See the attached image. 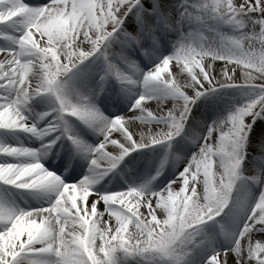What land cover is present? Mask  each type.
I'll return each mask as SVG.
<instances>
[{
  "label": "snow or ice",
  "instance_id": "obj_1",
  "mask_svg": "<svg viewBox=\"0 0 264 264\" xmlns=\"http://www.w3.org/2000/svg\"><path fill=\"white\" fill-rule=\"evenodd\" d=\"M0 41V264H264V0H0Z\"/></svg>",
  "mask_w": 264,
  "mask_h": 264
},
{
  "label": "rangeland",
  "instance_id": "obj_2",
  "mask_svg": "<svg viewBox=\"0 0 264 264\" xmlns=\"http://www.w3.org/2000/svg\"><path fill=\"white\" fill-rule=\"evenodd\" d=\"M26 2H28V0H26ZM31 2L33 3V4H35V3H41V2H43V0H31ZM47 2H50V0H47ZM259 29L257 28V31H258ZM224 62L223 61H217L216 62V64L218 65H222ZM171 66V65H170ZM171 69V68H170ZM152 108H154L153 106H151ZM25 142L26 143H31V141H29V140H25ZM190 154V153H189ZM50 157H51V155H49ZM48 156V157H49ZM48 157L46 158V159H48ZM53 157V156H52ZM84 166H85V163L83 164ZM176 166H179V162L177 161L176 162ZM86 167V166H85ZM215 167H216V165L215 164H213V170H215ZM174 169L172 168V166H169L168 168H166V170H165V173L160 177V178H158V181L157 182H154L153 183V185H152V187H156L157 186V184L159 183V181H163V183H167V176H168V174L171 172V171H173ZM119 177L117 176V177H114L113 179H112V181H111V183H109L108 185H107V187L108 188H113V186H118V183H114V180H117ZM201 179H202V177H201ZM112 183H114L113 184V186H111L112 185ZM98 187H99V185H98ZM118 190V189H117ZM176 191H179V187L177 186L176 187ZM202 193H203V185L202 184H200L199 186H198V194H201L202 195ZM256 241H260V242H264V233H257L256 235H255V237L253 238V242L255 243Z\"/></svg>",
  "mask_w": 264,
  "mask_h": 264
},
{
  "label": "bare ground",
  "instance_id": "obj_3",
  "mask_svg": "<svg viewBox=\"0 0 264 264\" xmlns=\"http://www.w3.org/2000/svg\"><path fill=\"white\" fill-rule=\"evenodd\" d=\"M37 38L39 39L38 34H37ZM0 43H2V41H0ZM0 59H3V54H2V53H0ZM216 66H217V67H220L221 65H219V64L217 65V64H216ZM170 68H171L170 70H172V71H175V70H176L175 67H174L173 65H171ZM151 106L155 107V102H151L150 107H151ZM137 123H138V122H137ZM78 178H79V177H77V179H78ZM118 181H119L120 184H123V180H121L120 177L116 180V183H118ZM97 187H98V186H97ZM90 198H94V196H90ZM30 203H34V201H30ZM98 211H100V212H104V206H103V202H102V201L98 203ZM139 211H140L141 213H144L145 215L147 214V209H146V207H144L143 205H141ZM158 218L163 219V217H162V216H159V215H158ZM101 219H107L108 222H109V226L113 227V229H114V227L116 226L115 218H114V217H113V218H109V217H108V214H107L106 212L104 213V216L101 217ZM129 230H130V231H133V230H134V225H131V224H130V225H129ZM97 244H99V240H97Z\"/></svg>",
  "mask_w": 264,
  "mask_h": 264
}]
</instances>
